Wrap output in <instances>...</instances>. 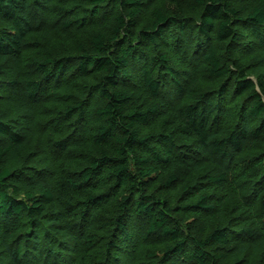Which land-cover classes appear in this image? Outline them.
<instances>
[{
	"label": "trees",
	"instance_id": "obj_1",
	"mask_svg": "<svg viewBox=\"0 0 264 264\" xmlns=\"http://www.w3.org/2000/svg\"><path fill=\"white\" fill-rule=\"evenodd\" d=\"M0 264H264V0H0Z\"/></svg>",
	"mask_w": 264,
	"mask_h": 264
}]
</instances>
